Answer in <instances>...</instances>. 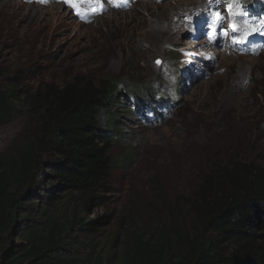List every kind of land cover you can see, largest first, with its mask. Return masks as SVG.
Returning <instances> with one entry per match:
<instances>
[{
	"label": "rangeland",
	"instance_id": "rangeland-1",
	"mask_svg": "<svg viewBox=\"0 0 264 264\" xmlns=\"http://www.w3.org/2000/svg\"><path fill=\"white\" fill-rule=\"evenodd\" d=\"M76 1L83 22L64 0H0V70L12 77L35 69L56 82L73 73L118 77L131 102L154 103L153 114L113 107L124 133L113 152L132 149L133 160L112 175L116 215L98 246L103 258L113 247L118 254L126 234L167 221V204L189 193L212 158L233 148L264 156L263 21L243 18L238 0H214L213 8L209 0H124L128 8ZM181 2L200 7L174 11ZM23 123L18 114L0 127V151Z\"/></svg>",
	"mask_w": 264,
	"mask_h": 264
},
{
	"label": "trees",
	"instance_id": "trees-1",
	"mask_svg": "<svg viewBox=\"0 0 264 264\" xmlns=\"http://www.w3.org/2000/svg\"><path fill=\"white\" fill-rule=\"evenodd\" d=\"M34 72L0 70V127L24 121L0 151V264H264V156L234 148L200 168L189 193L167 204V221L126 234L102 258L112 175L133 160L132 149L113 152L124 135L113 107L151 103L131 102L118 77Z\"/></svg>",
	"mask_w": 264,
	"mask_h": 264
},
{
	"label": "clouds",
	"instance_id": "clouds-1",
	"mask_svg": "<svg viewBox=\"0 0 264 264\" xmlns=\"http://www.w3.org/2000/svg\"><path fill=\"white\" fill-rule=\"evenodd\" d=\"M65 2H67L69 5H70V8L73 10V12L75 13V16H76V19L78 20V21H82L83 22V18L84 17H82L80 14H79V12L78 11H76V9H75V4L77 3V1L76 0H64ZM137 1V0H136ZM209 1H212V0H209ZM115 3H117V4H119V6L120 7H124V8H128L129 7V5L124 1V0H117ZM101 5H97L96 7H94V9L93 10H97L98 11V13L100 12V10H101ZM177 90V89H176ZM150 107L149 106H142V107H140L139 108V110L141 111V110H143L144 108H148V109H150L151 110V112H152V114H153V111H154V109H153V104L154 103H152L151 101H150Z\"/></svg>",
	"mask_w": 264,
	"mask_h": 264
},
{
	"label": "bare ground",
	"instance_id": "bare-ground-1",
	"mask_svg": "<svg viewBox=\"0 0 264 264\" xmlns=\"http://www.w3.org/2000/svg\"><path fill=\"white\" fill-rule=\"evenodd\" d=\"M183 5H185V6L182 7ZM199 7H200V5H193L192 3L190 5V2H187V3L181 2V3H179V6L176 9H174V11H185L186 9L191 10L192 8L196 9V8H199ZM177 28L178 27H176V29ZM197 44H199V43L198 42L197 43H193V45L191 44L190 46L196 47Z\"/></svg>",
	"mask_w": 264,
	"mask_h": 264
},
{
	"label": "snow or ice",
	"instance_id": "snow-or-ice-1",
	"mask_svg": "<svg viewBox=\"0 0 264 264\" xmlns=\"http://www.w3.org/2000/svg\"><path fill=\"white\" fill-rule=\"evenodd\" d=\"M250 22H251V23H256L257 21H256V20H252V21H250ZM218 24H219V25H223V19H222V18L218 21ZM232 30L235 32V31H236V28L233 27ZM259 31L264 32V23H262L261 29H260ZM157 63H160V62L157 61Z\"/></svg>",
	"mask_w": 264,
	"mask_h": 264
}]
</instances>
